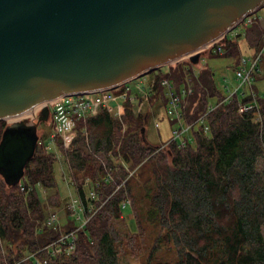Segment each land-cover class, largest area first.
<instances>
[{
    "label": "trees",
    "instance_id": "16d2710c",
    "mask_svg": "<svg viewBox=\"0 0 264 264\" xmlns=\"http://www.w3.org/2000/svg\"><path fill=\"white\" fill-rule=\"evenodd\" d=\"M243 37L253 55L262 50L259 18L245 27ZM217 43L225 50L222 56L235 59V68L241 57L237 36L225 35ZM210 55L220 57L212 50ZM260 56L255 84L264 80V51ZM168 67L148 72L153 76L148 104L155 109L167 104L161 82L170 80L179 90L192 71L178 62ZM252 91L254 96L247 92L225 103L212 71L200 68L184 100V121L203 117L208 129L194 131V144L181 149L150 144L151 113L137 112L129 97L119 118L100 108L79 121L66 154L70 176L81 197L83 179L98 184L95 208H100L79 233L74 251L46 264H130L134 258L141 264H264V92L254 85ZM254 102V108L238 112ZM7 125L0 123V138ZM55 162V155L37 144L18 185L7 187L0 177V264H34L27 256L58 234L51 228L36 231L46 206H60ZM37 186L49 193L45 201ZM125 200L133 228L123 218ZM69 228L70 223L62 226Z\"/></svg>",
    "mask_w": 264,
    "mask_h": 264
},
{
    "label": "water",
    "instance_id": "95a60500",
    "mask_svg": "<svg viewBox=\"0 0 264 264\" xmlns=\"http://www.w3.org/2000/svg\"><path fill=\"white\" fill-rule=\"evenodd\" d=\"M264 7V0H0V121L76 93L108 90L201 52ZM7 125L0 177L18 185L38 124ZM146 120V117L144 118ZM140 136L146 142L145 128Z\"/></svg>",
    "mask_w": 264,
    "mask_h": 264
},
{
    "label": "built area",
    "instance_id": "2783aa9c",
    "mask_svg": "<svg viewBox=\"0 0 264 264\" xmlns=\"http://www.w3.org/2000/svg\"><path fill=\"white\" fill-rule=\"evenodd\" d=\"M251 20V17L248 16L240 23L244 24V27H246L250 25ZM260 21H262V19ZM206 48L203 51H205ZM212 51L219 56H222L225 53V50L217 43V41H215V47ZM263 51L264 47L255 55L240 57L238 64L234 68V75L236 80L239 82V85L234 89L226 87V91L224 93L225 99L223 102L227 103L233 96L237 95L241 97L247 92L254 96L252 86L255 83V75L259 70L260 55ZM191 74H186L184 83L179 90L174 87L170 80L164 79L161 82V86L164 88L165 96L167 98L165 117L167 121L171 123L170 138L166 144H173L180 149L185 148L187 145L194 144L192 137V133L194 131L201 128H203L204 131H207L208 129L203 117L198 118L192 123H186L184 121V100L192 94V77L197 76V72L192 69ZM127 83L108 90L64 95L52 101L43 103L34 108L32 112L24 114L27 115V118L25 119L35 121L37 118V110H41L44 106L48 109V121H51L53 124L50 144L44 145L43 141L40 139H38L37 144L41 145L45 151L52 152L55 155L56 162H59L62 157H64L68 162L66 154L71 150L72 143L77 134V123L79 121L94 116L100 108L105 109L113 117L119 118L122 105L128 97L130 101L136 103L137 112L143 111L142 107L144 105V101L148 104V96H146V100L144 99L143 101V98L137 97V94L132 95V90L127 86ZM152 86L153 83L150 82V91ZM242 87L246 88L242 90ZM254 107L255 102L249 105L242 104L239 106L238 112L243 113ZM154 126L155 128H158L157 123ZM166 144L161 148H165ZM50 146H54L55 149L51 151ZM60 150L64 153L60 154ZM72 184L75 185L73 181ZM81 186L84 190V197H81L78 194V187L76 186L77 197L71 198V203L67 204L66 209L69 215L75 216V218L79 221L77 226L70 224L69 229L62 230V226H65L66 224H60L58 215L55 212H49L44 221L37 224V233H40L43 228H51L58 231V234L51 238L47 244L39 248L35 254L27 256V258L31 259L34 264H46L49 258H55L62 254H69L74 251L79 233L85 230V227L90 219L100 208H95V203L98 202V196L95 188L98 184L92 182L88 178H85L81 181ZM85 189H89L87 194ZM129 206V200L122 202V212L129 208ZM68 224L69 223H67V225ZM41 254L46 255V257L40 259L39 256Z\"/></svg>",
    "mask_w": 264,
    "mask_h": 264
},
{
    "label": "rangeland",
    "instance_id": "374dc122",
    "mask_svg": "<svg viewBox=\"0 0 264 264\" xmlns=\"http://www.w3.org/2000/svg\"><path fill=\"white\" fill-rule=\"evenodd\" d=\"M250 17L251 19L261 18L262 19L261 22H264L263 21L264 7L258 10ZM244 29H245L244 24L239 23L232 31L227 33V36H231V37L237 36V42L239 45L241 56H252L253 54L251 53V51H249L247 43L243 37ZM214 47H215V42L210 44L206 48L205 52L201 54L198 64L192 65L189 62L188 57H183L178 61V65L181 68L184 67L185 69L191 68L195 72H198V70L203 67L209 68L213 73V79L217 88L222 93H225L226 87L229 89H234L239 85V82L236 80V77L234 75V69H233L235 64V59L225 56H220V57L211 56L210 51L213 50ZM159 69L163 72H167L169 67L168 65H166ZM152 77L153 76L151 73H146L143 76L128 82L127 86L131 88L132 95L137 94V97L143 98L142 100L144 101L146 96H149L151 94L150 82L152 80ZM253 85L259 90V93L264 92V80H261L256 84L254 83ZM245 88L246 87H242L241 89L243 90ZM211 103H214V100H212ZM160 106L161 105H158V109L157 108L155 109L154 106H150L149 104H146V101H144V105L142 107L143 110H147L151 113L149 115V119L146 124V138L150 144L155 146L166 144L170 138V130H169V125L167 123L168 121L166 120L165 117V109L164 107L162 106L160 107ZM26 116L27 115H23L16 119L3 120L0 121V123L5 122L7 124H11L14 121L27 118ZM156 123L158 124V128H155L154 126ZM52 130H53V124L51 121L48 120L42 121L38 124L37 133L42 138L44 145L50 144V136L52 134ZM54 149H55L54 146H50L51 151ZM62 151L60 154L64 153ZM54 170H55V178L57 181L58 191L61 197V201L59 207L46 206V214H48L49 212H55L58 215L59 222L61 225L70 223L71 225L77 226L79 224V221L75 218V216L69 215L68 212L66 211L67 204L71 203L72 200L71 198L77 197L76 194L77 188L75 185L72 184L73 179L70 178L71 176H70L69 164L64 157H62L59 162H55ZM36 190L39 199L41 201H45V198L49 193H46L38 186L36 187ZM88 190L89 189H85L86 194L88 193ZM123 218L125 222L129 224L130 228H133L134 226L133 215L131 214L130 208H127L123 211ZM1 248H2V252H6L3 244ZM130 264H141L140 259L134 258L130 260Z\"/></svg>",
    "mask_w": 264,
    "mask_h": 264
},
{
    "label": "flooded vegetation",
    "instance_id": "af4514ba",
    "mask_svg": "<svg viewBox=\"0 0 264 264\" xmlns=\"http://www.w3.org/2000/svg\"><path fill=\"white\" fill-rule=\"evenodd\" d=\"M40 111H41V110H37V113H36V114H37V116H38V114H39V112H40Z\"/></svg>",
    "mask_w": 264,
    "mask_h": 264
},
{
    "label": "crops",
    "instance_id": "0c3cea01",
    "mask_svg": "<svg viewBox=\"0 0 264 264\" xmlns=\"http://www.w3.org/2000/svg\"><path fill=\"white\" fill-rule=\"evenodd\" d=\"M261 20V18H259ZM261 22V21H260ZM263 24V22H261ZM264 25V24H263ZM168 123V122H167ZM169 125V124H168ZM169 130H170V127H169Z\"/></svg>",
    "mask_w": 264,
    "mask_h": 264
}]
</instances>
